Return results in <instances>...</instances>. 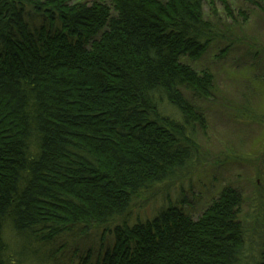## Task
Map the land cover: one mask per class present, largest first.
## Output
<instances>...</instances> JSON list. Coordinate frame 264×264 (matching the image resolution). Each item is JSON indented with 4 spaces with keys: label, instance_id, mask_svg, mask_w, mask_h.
<instances>
[{
    "label": "trees",
    "instance_id": "trees-1",
    "mask_svg": "<svg viewBox=\"0 0 264 264\" xmlns=\"http://www.w3.org/2000/svg\"><path fill=\"white\" fill-rule=\"evenodd\" d=\"M220 2L231 24L204 0H0V264H264L259 173L194 208L223 159L203 141L214 75L191 62L238 49L264 80V44Z\"/></svg>",
    "mask_w": 264,
    "mask_h": 264
},
{
    "label": "rangeland",
    "instance_id": "rangeland-1",
    "mask_svg": "<svg viewBox=\"0 0 264 264\" xmlns=\"http://www.w3.org/2000/svg\"><path fill=\"white\" fill-rule=\"evenodd\" d=\"M227 1L235 16L236 22L232 27L236 34L245 42L256 38L264 44V20L260 15L254 13L252 6L245 0ZM203 12L205 17L214 23L221 21L228 25L233 22L226 15L220 0H204ZM240 12L247 15V21L241 19ZM236 26L241 30L235 28ZM220 49L221 46L209 48L198 61L191 62L197 69H210L214 75L218 99L205 103L207 112L203 141L207 156L223 159L220 165L209 164L193 177L194 198L197 199L194 205L196 212L201 210V196L206 202L210 195H214L224 184L230 183L240 187L247 197L255 191L252 182L257 174L259 173V184L260 180L264 179V120L262 123L240 122L235 118L241 108L248 107L264 119V80L252 78L255 76L251 69L245 66L249 61L240 58L241 52L238 49L228 56H221ZM159 202L155 205L152 201L147 202L145 209L135 211L144 217L155 210ZM95 242L96 239L90 238V244Z\"/></svg>",
    "mask_w": 264,
    "mask_h": 264
}]
</instances>
